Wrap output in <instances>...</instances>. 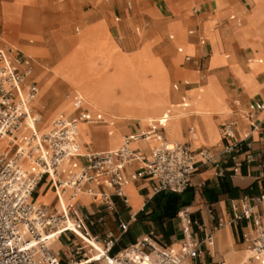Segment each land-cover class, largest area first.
<instances>
[{"label":"crops","instance_id":"0c3cea01","mask_svg":"<svg viewBox=\"0 0 264 264\" xmlns=\"http://www.w3.org/2000/svg\"><path fill=\"white\" fill-rule=\"evenodd\" d=\"M47 1H50L48 8L50 16L43 15L40 19L35 13L37 0H34L32 5L31 0H15L14 5L5 6L1 12L8 18L17 20L19 28L17 32L21 35L24 31L20 23L21 17L28 18L32 29L38 33L39 40H36L35 45L23 44L19 47L11 40H5L3 35L10 39L14 34L10 36L6 33L0 19L2 26L0 47L11 45L31 59L32 72L29 80L37 87L35 98L40 89L43 102L41 110L31 106V112L33 114L34 111L39 112L45 118L43 110L49 109V116L42 127L36 126L40 119L35 123L37 130L42 131L45 124L50 123L58 113H63L67 117H74L79 111L88 112L91 115L98 113L89 111L84 101L79 110H74L70 96L79 91L69 89L67 85L51 77L50 69L56 64L52 42L67 36L73 39L82 26L94 24V30L104 29L123 52L133 51L142 42L148 44L129 56H120L115 49H112L105 57L114 55L116 59L128 61V64L134 68L146 70L149 75L155 71L164 75L167 85H162L151 76L146 78L145 83L149 89H157L162 93L165 90L168 103L169 101L176 103L180 109L186 110L190 107V96L193 95L192 92L189 93L190 90L199 85L209 84V92L197 100L191 114L180 116L185 113L179 112L174 114L170 121V126L173 128L172 131L169 126L168 134L171 143H187L193 152L205 149L214 157L212 163L196 165L197 168L190 178V186L182 195H176L174 198H169L164 192L153 195L152 187L156 184L155 181L143 178L131 181L123 188L126 203L114 198L113 212L106 211L101 200L96 196L81 194L79 196L86 197V200L79 196L75 199L76 208L84 217V224L91 236H102L105 232H111L114 237H118L114 247L108 253L109 256L123 251L149 231L153 232L154 240L159 247L177 251L181 243L180 225L176 218L178 212L187 213L189 221L196 220L208 228L215 224L216 219H221L223 222L229 221L231 200L264 193V164H262L264 161V0ZM46 12H48L47 8ZM74 22H77L79 27L74 26V35H72L71 26ZM133 23L138 25L141 23L140 29L143 36L141 39L140 35H137L138 26L134 28L135 34H133L131 30ZM40 27L42 30L44 28L46 36L45 49L48 57L44 59H38L24 49L25 46H32L35 47L34 52H36V49L41 46V36L38 32ZM167 31H171V34L165 38ZM209 31L212 40L208 37ZM121 37L125 38L124 43L128 50H123ZM85 39V36L81 38V42L84 43ZM156 40L158 44L154 48L153 43ZM32 42V39L27 41L28 44ZM68 44L72 53L56 69L66 81L68 80L67 72L76 56L86 54L85 45L82 49L74 40H69ZM155 57L160 59L168 75ZM252 60L257 64L252 65ZM171 80L174 81L170 84ZM56 81L58 86L67 88L65 94L67 98L63 101L69 100L71 107L69 112L58 110L56 102L61 97L59 91L53 93L49 89V86ZM169 84L173 92L170 91ZM162 93H159V96ZM219 94L224 103L222 110L217 103ZM50 95L53 97L49 99ZM159 96L146 97L144 100V105H148L144 108L145 113L149 112L156 116L146 122L138 119H113L110 124L107 122L92 124L91 127L108 125L113 129L114 135L120 137V142L118 138L110 141L113 134L108 137L105 129L90 132V126L82 125L80 133L86 136L87 141L79 142L81 150L115 149L121 144L123 136L138 135L148 131L150 122L155 125L153 133L167 140L165 132L169 125L170 111L167 110L169 104L158 114V106L155 103ZM182 100L186 103L185 106L182 105ZM254 102H260L262 108L252 111L250 120H247L245 113L248 105ZM39 113L37 115L42 121ZM143 114L144 112L141 113ZM163 114L167 115L165 125H156L154 121ZM227 121L233 122L234 139L241 138L246 132L249 133L247 138L250 142L249 151L254 156L255 154L258 156L252 163L246 164L243 161V153H238L231 159L221 152L223 145L230 140L223 138L218 131ZM249 121L255 125L254 129L249 126ZM194 126L197 128L196 134H193ZM189 134H193V137ZM152 141V139L137 138L128 144V149L146 157ZM138 167V163H131L125 166L123 173L131 175ZM99 189L96 188L95 192ZM47 192L53 195L48 194L46 197L50 201L47 204L40 203ZM66 194L64 202L67 199ZM166 200L167 206L164 207ZM30 201L45 206L50 212L59 210L47 179H43L37 185L30 196ZM171 213L172 217L169 216ZM256 214L259 217L260 226L264 229V202L257 206ZM121 227H125V232L122 234ZM190 230L195 239L198 240L201 237V232L195 227H190ZM250 232L251 225L243 221L235 225H226L218 230L214 236L217 256L225 257L227 264H236L243 254L236 255L234 253L238 251L233 249L246 245ZM129 233L132 235L130 242L117 248L120 238ZM69 236L63 235L56 240L59 244L57 252L74 244L75 238L69 239ZM84 243L90 247L91 252L102 256V244L98 245L90 240ZM221 257L220 259L224 261ZM254 261L260 264L257 259Z\"/></svg>","mask_w":264,"mask_h":264},{"label":"built area","instance_id":"2783aa9c","mask_svg":"<svg viewBox=\"0 0 264 264\" xmlns=\"http://www.w3.org/2000/svg\"><path fill=\"white\" fill-rule=\"evenodd\" d=\"M31 72L29 56L11 45L0 47V139L4 140L0 147V264H59L58 252L51 251L49 245L63 235H70L81 244L88 240L102 244L101 264H225L222 259H213L214 236L224 226L240 221L251 225L246 244L248 260L256 258L264 264V229L256 214L257 206L264 202V193L231 200L229 221L216 219L208 228L196 220L189 221L187 213L178 212L181 243L177 251L159 247L149 231L123 251L109 256L118 237L111 232L90 235L75 205L79 195L98 197L108 212L114 211V198L127 202L123 188L137 179L154 180L153 195H182L190 186L196 165L212 163L214 157L205 149L193 152L187 143H169L153 133V122L146 132L123 136L115 149L82 151L78 123L103 122L102 115L79 111L76 116L67 117L58 113L45 130H37L35 123L39 118L30 108L37 94L35 83L29 80ZM70 102L74 110H79L83 99L73 93ZM182 105H186L184 100ZM261 108L260 102L249 104L245 118L250 120L251 112ZM166 120L167 115L163 114L154 123L164 126ZM248 124L255 128L251 121ZM232 126L233 122L227 121L219 128V134L230 140L221 152L231 159L243 153V161L252 163L258 156L249 151V133L234 139ZM137 138L153 140L148 156L128 149V144ZM131 163H138L139 167L131 175H124L123 169ZM43 179H47L58 203L56 212L30 201ZM96 188L100 189L95 192ZM63 193H67V199L61 204ZM190 227L201 232L198 240ZM124 232L125 227H121V234ZM82 250L83 247L73 245L68 250L69 258L82 255ZM205 259L209 261L205 263Z\"/></svg>","mask_w":264,"mask_h":264},{"label":"rangeland","instance_id":"374dc122","mask_svg":"<svg viewBox=\"0 0 264 264\" xmlns=\"http://www.w3.org/2000/svg\"><path fill=\"white\" fill-rule=\"evenodd\" d=\"M139 1V0H136ZM34 2V0H31V5ZM15 0H9V1H4L1 0L0 1V19L2 21V24L4 26V28L6 29V33L10 36H12V33L14 34V36L12 38H6L3 35V38L5 40H11L12 42H14L15 44H17L19 47L21 45H35L37 42L36 40L38 39V33L35 30H31L28 31L26 33H23L22 35L17 32L19 31L18 28V23L17 20L15 19H10L8 18L6 15L2 14V9L5 6H12L14 5ZM50 1L47 0H41V2L39 0H37L36 5H35V13H36V17H38V19H40V17H42L43 15H47L50 16V11L48 10L49 8V4ZM192 4V3H191ZM46 8L47 11L46 12ZM22 18V17H21ZM21 21V20H20ZM142 23V21H141ZM141 23L138 24H131V30L133 32V34H135L134 28L135 27H139V33L137 35H140L139 38L141 39L142 36V31L140 29ZM38 24V22H37ZM74 26H78L79 24L77 22H74L71 26V33L73 34V28ZM1 24H0V28H1ZM39 27V25H38ZM95 25H88V26H82V28L78 31V33L74 36V38L72 39L71 37H66V38H62L59 40H55L52 42V47L54 50V55L56 56V64L50 69L51 71V77L52 79H56L59 80L60 83H63L65 85H67V87L69 89H74L79 91L81 94H83V96L85 97L87 93H91V95L94 99L99 98L102 99V103L100 104V108L98 110H100L104 116L106 117V119H108L110 121V123L112 122L113 119H115V115H123V114H128V113H132L134 111H123V110H115V103H123L124 102V98H128L131 99V97L134 95L135 92H137V94H139L143 99H146V97H154V96H159L161 93L159 90L157 89H149V87L147 86L146 82V78H148V76H151V78L153 79H157V82H160L162 85H167V80L166 77L164 75H161L158 72H152L150 75L146 70H140L137 68L132 67L131 65L128 64V61L118 58L116 59L115 56H110V57H105L107 56V54L110 52V50L115 49L120 56H129L134 54L135 52H137L143 45H148L144 42H142L137 48H135L133 51L131 52H123L119 46L109 37V35L107 34V32L103 29V30H94ZM41 28V27H40ZM15 32V33H14ZM39 32V36L40 37V45L37 49L36 52H34L35 47L32 46H25L24 49L30 53L32 56L37 57L38 59H44L47 58L48 55L46 53V36H45V31L44 28L42 30V28L40 30H38ZM30 33V34H28ZM34 34V35H33ZM171 34V31H167L165 38H167V35ZM85 36V41L84 43L81 42V38H83ZM36 37V38H35ZM208 37L211 39V32L209 31L208 33ZM28 39H32V43L28 44L27 41ZM69 40H74L76 42V45L82 47L84 46V49L86 50V54H82V55H78L76 56V58L73 61V65L70 67L69 71L67 72V77H68V83L65 80L64 76L60 75L57 72V67L65 62L71 55L72 53V49L69 46L68 42ZM125 38L121 37V42L123 45V50H128L127 47H125V43H124ZM158 40L154 41L153 44L154 48L155 46L158 44L157 42ZM180 46H185L186 45H182L180 44ZM41 47V48H40ZM33 51V52H32ZM88 54V56H86ZM160 64L162 65V67L164 68V70L166 71L167 75L168 72L166 70V68L164 67V65L162 64V62L160 61V59L158 57H155ZM257 63H255L252 60V65H255ZM143 72V73H142ZM159 76H161V79ZM187 78L191 79L188 75H186ZM145 80V82H144ZM164 80V81H163ZM174 80L170 81V84L173 82ZM169 82V80H168ZM57 81L52 83L49 87V89L55 93L57 90L59 91V95L61 96L58 101L56 102L58 104V110H60V105L64 104V103H69L68 101H63L65 100L67 97L65 96L66 94V90L67 88L63 87V86H58L57 85ZM70 84V85H69ZM170 84H169V88H170ZM146 85V86H145ZM146 87V88H145ZM145 89V90H144ZM202 89V94H198V90ZM138 90V91H137ZM135 91V92H134ZM149 91V92H148ZM170 91L173 92L170 88ZM192 92L193 95L190 96V108L187 109V111L183 112L187 115L191 114L193 112V109L195 108V103L197 102V97H204L206 95V93L209 92V84H203V85H199L197 86L195 89L190 90L189 93ZM52 93V95H53ZM41 94L40 93V89L38 90V96L35 98L32 107H36L38 109L41 110V108L43 107V102L41 100ZM136 94V93H135ZM52 95L49 96V99L51 97H53ZM127 95V96H126ZM143 95V96H142ZM65 96V97H63ZM89 97V98H92ZM87 99V98H86ZM159 100V101H158ZM217 103L218 105L221 107L220 109L222 110L224 107V103L222 100V96L221 94L218 95L217 98ZM157 106L159 108H162L163 110L165 109V107L168 105L165 104L164 102V98L163 95L161 94V96H159V98H157ZM170 104H175L169 101V105L167 106V109L170 107ZM40 105V106H39ZM71 110L70 105L64 109V111L69 112ZM49 109H45L43 110L44 115H46L45 118H43L42 114L39 112H35L34 111V115H37V113H39L42 116V121H40V123L37 125V127L41 128L44 121L47 119V117L49 116L48 113ZM56 112V111H55ZM179 113V111H175L173 112L174 114ZM182 113V112H181ZM180 115V114H178ZM156 117V116H155ZM173 117V116H172ZM142 121H147V119H143ZM49 123H46L45 126L43 127V130L46 129V127L48 126ZM171 125V122H169V125L166 128V137L168 142H170L169 139V126ZM91 131L92 130H113L111 128H104L102 126H94L90 128ZM170 129L173 128L170 126ZM194 133H197V128L194 126ZM42 130V129H41ZM114 132V131H113ZM193 134H189L190 137H193ZM198 140L199 136H198ZM197 140V141H198ZM120 142V140H119ZM171 143V142H170ZM197 143V142H196ZM195 143V144H196ZM193 144V146L195 145ZM81 199L86 200V198L82 197ZM73 238L72 236H69V239ZM132 239V235L131 233L123 235L120 240L119 243L117 245V248L124 246L127 242H130V240ZM84 244V245H83ZM81 244L77 239H74V244L70 245L69 247H67V249L65 250H61L58 252V258L61 259L59 261V264H69L71 262H78L80 260L86 259L89 254L87 252H89L92 255V258L88 261V264H101L100 259L101 256L98 255L97 253L91 252L90 247L83 243ZM81 246L83 247L82 250V255L80 256H76L73 259L69 258V253L68 250L73 246ZM59 247L58 242L53 243L52 246L49 245V249L52 251H54V253L57 251ZM247 245L244 246H239L236 249H233L235 251L234 254H244V253H248V251L246 250ZM213 259L214 260H218L220 259L221 256H217L216 254V250H215V246L213 249ZM83 254H85V256H83ZM243 256V255H242ZM223 258V257H221ZM249 255L245 256V261H248ZM224 262H225V257L223 258ZM256 258L252 259L249 262H253ZM98 261V262H97ZM209 260L205 259V263H207ZM226 263V262H225ZM227 264V263H226ZM245 264H249L248 262H246Z\"/></svg>","mask_w":264,"mask_h":264},{"label":"bare ground","instance_id":"6f19581e","mask_svg":"<svg viewBox=\"0 0 264 264\" xmlns=\"http://www.w3.org/2000/svg\"><path fill=\"white\" fill-rule=\"evenodd\" d=\"M20 23H21V25L24 27V31H23V33H26V32H28V31H33V29H32V25L30 24V22H29V20H28V18L26 19V18H21V21H20ZM35 30V29H34ZM143 70V69H142ZM143 73V72H142ZM160 78H161V76H159ZM161 79H163V78H161ZM146 80V79H145ZM145 80H144V82H145ZM157 80V79H156ZM164 81V80H163ZM146 86V85H145ZM146 88V87H145ZM145 90V89H144ZM138 91V90H137ZM77 92V91H76ZM135 92V91H134ZM149 92V91H148ZM202 89H199L198 90V94H202ZM79 95H81L79 92H77ZM136 93V94H135ZM134 93V95L131 97V99H128V98H124L125 100H124V102L123 103H115V110H123V111H134V112H132V113H128V114H123V115H115L114 117H115V120H121V119H138V120H140V121H142L143 119H151V118H154L155 116H153L152 114H150L149 112H146L145 113V107H147L148 105H144V100L145 99H143L139 94H137V92H135ZM162 93V92H161ZM91 95L92 94V92L91 93H87L86 94V96L85 97H83L82 95H81V97H82V99H83V101H84V104H85V106L88 108V110L89 111H91V112H98V113H100L101 115H102V117H103V122H107L108 124H110V121L108 120V119H106V117L104 116V114L100 111V110H98L99 108H100V104L102 103L101 101H102V99H99V98H96L95 97V99L92 97V96H89V95ZM193 94V93H192ZM162 95H163V98H164V102H165V104L167 105V104H169L168 103V100H167V93H166V91L164 90V92L162 93ZM127 96V95H126ZM143 96V95H142ZM89 97H92V98H89ZM87 98V99H86ZM199 99V97H197V100ZM35 100V99H34ZM34 102V101H33ZM33 102H32V104H33ZM32 104H31V106H32ZM190 104V103H189ZM70 105V103H64L63 105L61 104L60 105V110H64L65 108H67L68 106ZM141 105V106H140ZM190 108V107H189ZM188 108V109H189ZM157 110H158V114L159 113H161L162 111H163V109L162 108H157ZM167 110H169L170 111V116H169V121H168V123L171 121V118H172V116H173V112H175V111H179V112H185V111H187V109L186 110H184V109H180L179 107H178V105H176V103L175 104H172V105H170V107L167 109ZM142 112H144V114L143 115H141V113ZM186 114H183V115H180V116H185ZM35 116H38V115H35ZM38 118L40 119L39 120V123H40V121H41V118H40V116H38ZM150 121V120H149ZM38 123V124H39ZM37 124V125H38ZM36 125V126H37ZM82 125H87V126H93L92 124H88V123H85V122H80V123H78V125H77V127H78V140H79V142H81V143H85L86 141H87V138H86V136H84L83 135V133H80V127L82 126ZM168 125V124H167ZM102 127H104V128H110L108 125H102ZM172 130V129H171ZM90 132H91V129L89 130ZM106 132H107V136L108 137H111L112 136V134H113V136L110 138V141H112L113 140V138H118V140H120V137H118V136H116V135H114V132H113V130H105ZM168 141V140H167ZM3 142H4V140L3 139H0V147H1V145L3 144ZM170 143V142H169ZM48 194H50L51 196H53L50 192H47L46 194H45V198L40 202V203H43V204H47L50 200H47L46 199V197L48 196ZM80 198H84V196H79ZM86 198V197H85ZM64 199H65V193H63V195H61L60 196V203L61 204H63L64 203ZM57 207H58V203H57ZM56 242V240H53L51 243H50V246H52V244L53 243H55ZM53 251V250H52ZM54 252V251H53ZM88 254H89V256L87 257V259H83V260H80V261H78V262H71V263H69V264H88L89 262V260L92 258V255L89 253V252H87ZM102 255H104L103 253H102ZM247 255H249V254H247V253H244L243 254V256L238 260V262L236 263V264H245L246 262H248L249 264H259V263H257L256 261H253V262H249V260L248 261H245V256H247ZM250 257V256H249ZM249 259V258H248ZM226 264V263H225ZM231 264V263H230ZM260 264H263L261 261H260Z\"/></svg>","mask_w":264,"mask_h":264},{"label":"trees","instance_id":"16d2710c","mask_svg":"<svg viewBox=\"0 0 264 264\" xmlns=\"http://www.w3.org/2000/svg\"><path fill=\"white\" fill-rule=\"evenodd\" d=\"M167 195H168L169 198H174V197L176 196V195H173V194H167ZM167 202H168V201L166 200L164 207L167 206ZM172 215H173V214L171 213V215H169V216L172 217Z\"/></svg>","mask_w":264,"mask_h":264}]
</instances>
